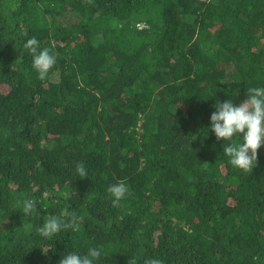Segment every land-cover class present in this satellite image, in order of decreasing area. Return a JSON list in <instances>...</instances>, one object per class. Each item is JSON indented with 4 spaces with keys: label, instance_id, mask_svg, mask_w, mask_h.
I'll list each match as a JSON object with an SVG mask.
<instances>
[{
    "label": "trees",
    "instance_id": "obj_1",
    "mask_svg": "<svg viewBox=\"0 0 264 264\" xmlns=\"http://www.w3.org/2000/svg\"><path fill=\"white\" fill-rule=\"evenodd\" d=\"M32 35L57 56L44 79ZM253 86L264 0H0V264H264V145L244 172L207 129ZM53 214L82 220L43 238Z\"/></svg>",
    "mask_w": 264,
    "mask_h": 264
},
{
    "label": "clouds",
    "instance_id": "obj_2",
    "mask_svg": "<svg viewBox=\"0 0 264 264\" xmlns=\"http://www.w3.org/2000/svg\"><path fill=\"white\" fill-rule=\"evenodd\" d=\"M32 54V66L41 79H44L57 62L55 53L49 48H41L35 35L28 38L24 45ZM247 98L234 103L232 99L217 100L210 116V126L217 140L224 141L223 155L236 169L247 172L257 166L258 150L264 145V86L247 87ZM209 133V132H208ZM80 177H87L84 163L76 165ZM107 191L111 194L114 206L126 197L129 188L124 182L110 184ZM24 217L38 213L37 201L27 197L18 201ZM82 217L70 214L47 216L39 228L43 238H52L67 229L78 227ZM104 256L103 246H90L86 251L69 250L62 255L58 264H98ZM145 264H164L160 258H149Z\"/></svg>",
    "mask_w": 264,
    "mask_h": 264
}]
</instances>
